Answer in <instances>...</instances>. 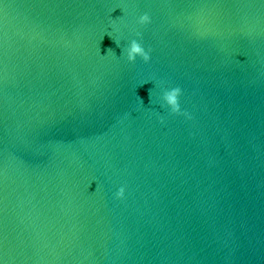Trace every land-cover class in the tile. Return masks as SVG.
Returning <instances> with one entry per match:
<instances>
[{
  "label": "water",
  "instance_id": "95a60500",
  "mask_svg": "<svg viewBox=\"0 0 264 264\" xmlns=\"http://www.w3.org/2000/svg\"><path fill=\"white\" fill-rule=\"evenodd\" d=\"M0 264H264V0H0Z\"/></svg>",
  "mask_w": 264,
  "mask_h": 264
},
{
  "label": "clouds",
  "instance_id": "9594fccd",
  "mask_svg": "<svg viewBox=\"0 0 264 264\" xmlns=\"http://www.w3.org/2000/svg\"><path fill=\"white\" fill-rule=\"evenodd\" d=\"M151 22V17L149 14L145 13L139 18L140 24H148ZM140 35V33H137ZM111 49V48H109ZM108 49V50H109ZM127 58L129 61L135 62L137 56H141L145 62H148L151 59L150 52L146 51L143 45L136 39H133L126 49ZM182 94V89L180 87H174L169 90H165L163 93V99L168 106H170L171 111L173 113H181V105H180V96ZM184 115H189L188 113H183ZM190 118V115H189ZM161 121L163 122V117H161ZM125 195V188L122 186L116 193L118 198H123Z\"/></svg>",
  "mask_w": 264,
  "mask_h": 264
}]
</instances>
